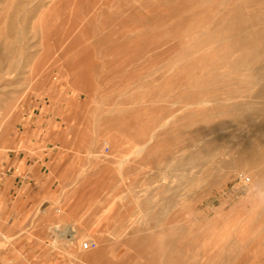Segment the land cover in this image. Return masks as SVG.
Listing matches in <instances>:
<instances>
[{"label": "rangeland", "instance_id": "1", "mask_svg": "<svg viewBox=\"0 0 264 264\" xmlns=\"http://www.w3.org/2000/svg\"><path fill=\"white\" fill-rule=\"evenodd\" d=\"M65 1L0 0V176L28 129L44 153L21 167L42 188L0 210V264H264V0ZM55 3L72 28L45 50Z\"/></svg>", "mask_w": 264, "mask_h": 264}, {"label": "bare ground", "instance_id": "2", "mask_svg": "<svg viewBox=\"0 0 264 264\" xmlns=\"http://www.w3.org/2000/svg\"><path fill=\"white\" fill-rule=\"evenodd\" d=\"M59 1H61V0H59ZM65 1V0H64ZM74 1V4H70V2L68 3L67 1H65L64 3H62V4H64L63 6L61 5L60 6V8H64L65 9V12H66V9H67V7H69V10H68V13H70L71 15H75V17H77L78 19H80V18H83V17H87V11H83L81 8H83L82 6H83V4H81V3H83L82 2V0H73ZM98 1V0H97ZM159 1V0H158ZM53 2H54V0H53ZM85 2H87V1H85ZM59 3V2H58ZM72 3V2H71ZM96 3V2H95ZM81 4V5H80ZM56 3L55 4H53V5H51V8L46 12V16L44 17V18H42L41 19V22L42 23H44L45 25L43 26V42H44V48H45V50H47V49H49L50 47L48 46V45H50L51 46V40H52V38L54 37H52V35H55L54 33H57V32H60V33H63V34H67V32H69L70 30H71V28H72V26L69 28V27H65L64 26V21H61V26H59V23L58 22H55L54 23V20L56 19L55 18V16L57 17V15H60V12H59V10L60 9H57L56 8ZM69 5H71V7L69 6ZM59 6V5H58ZM63 8L61 9V10H63ZM95 8V7H94ZM84 10H85V8H84ZM98 11V10H97ZM64 12V10H63V13H65ZM96 12V11H95ZM102 12V11H101ZM102 14V13H101ZM65 15H67L66 13H65ZM103 15V14H102ZM113 15V14H112ZM92 16H93V18H95L94 16H95V14H92ZM91 16V17H92ZM121 16V15H120ZM148 16V15H147ZM80 17V18H79ZM55 18V19H54ZM69 18H71L70 17V15H69ZM60 20V19H59ZM65 20V19H64ZM67 20V19H66ZM82 20V19H81ZM91 21H93L92 20V18L90 19ZM70 21V20H69ZM79 21V20H78ZM87 21H89V20H87ZM63 22V23H62ZM80 22V21H79ZM86 22V21H85ZM84 22V23H85ZM70 23V22H69ZM67 24V23H66ZM88 24H90V23H88ZM85 26H86V24H84ZM102 26V25H101ZM103 27V26H102ZM101 27V28H102ZM91 28V27H90ZM73 30V29H72ZM89 30H91V29H89ZM196 30V29H195ZM81 31H85L84 29L82 30V27L79 29V32H81ZM88 31V30H87ZM98 31V30H97ZM145 31V30H144ZM144 31H143V33H144ZM79 32H78V30L76 31V36H78L79 35ZM99 32V31H98ZM140 32V31H139ZM90 33V32H89ZM86 34V33H85ZM84 34V35H85ZM91 34V33H90ZM99 34V33H98ZM137 34V33H136ZM61 35V34H60ZM59 35V36H60ZM86 35H88V33L86 34ZM85 35V36H86ZM91 35H93V34H91ZM95 35V34H94ZM139 35H141L142 36V33L140 34L139 33ZM72 36H74V35H72ZM97 36V35H96ZM151 36V35H150ZM64 37V36H63ZM63 37H62V39H63ZM68 37V36H67ZM87 37V36H86ZM98 37V36H97ZM136 37V36H135ZM139 37V36H138ZM96 38V37H95ZM76 39V38H75ZM91 39H92V37H91ZM112 39V38H111ZM136 39H138L137 37H136ZM139 39H142L141 37L139 38ZM102 40H103V38H102ZM144 40V39H143ZM155 40V39H154ZM99 41V40H98ZM147 41H149V42H151L150 40H147ZM101 41H99V43H100ZM153 42V41H152ZM92 43V42H91ZM107 43V42H106ZM73 44V43H72ZM84 44V43H83ZM97 44H98V42L96 43V49L98 50L99 48H97L98 46H97ZM111 44V43H110ZM144 44H146V42L144 43ZM149 44V43H148ZM148 44H147V46H148ZM156 44V43H155ZM100 45H101V43H100ZM99 45V46H100ZM104 45V44H103ZM121 45V44H120ZM127 45V44H126ZM152 45H154L153 43H152ZM159 45V44H158ZM85 46H87V45H85ZM106 46V45H105ZM110 46V45H109ZM141 46V45H140ZM70 47V48H69ZM151 47V46H150ZM121 48V47H120ZM141 48V47H140ZM69 49H72V45H68L67 43L65 44V46H64V49L63 50H69ZM73 49L75 50V49H77L75 52H77V55H74L75 57H74V63L75 64H73V66H78V67H75V70H74V72H76L77 70H79L80 68H81V66H79V64H83V65H86L87 64V66L89 65V66H92L91 68L90 67H88L89 69H82V70H80V74H77L75 77H76V79L77 80H79L80 78H85V77H88L89 78V73H93V72H91V71H89L88 72V70H90V69H92L93 70V68L94 67H96L97 65H99L97 62H96V60L94 59V58H92L91 56H92V54L91 53H93V50L91 51H87V50H89L87 47H86V49L87 50H84L83 49V45H81L80 43H76V44H73ZM111 49V48H110ZM135 49V48H134ZM105 50V49H104ZM117 50H119V49H117ZM135 50H137V48L135 49ZM50 51V50H49ZM109 51V50H108ZM113 51H114V49H113ZM131 51H132V49H131ZM52 52V51H51ZM51 52H49V53H51ZM74 52V53H75ZM87 52L89 53V55H91V56H89L88 54H87ZM91 52V53H90ZM111 52V51H110ZM133 52H136V51H132V53ZM68 53V52H67ZM103 52L101 51L100 52V54H102ZM121 54H123L122 52H120ZM137 53V52H136ZM63 54H65V53H63ZM69 54V53H68ZM68 54H66V56H68L69 57V55ZM113 54V53H112ZM117 54V53H116ZM134 54V53H133ZM45 55V54H44ZM88 55V56H87ZM117 55H119V54H117ZM126 55V54H125ZM131 55V54H130ZM138 55V54H137ZM65 56V55H64ZM49 57V56H48ZM99 57V56H98ZM122 58V57H121ZM131 58V57H130ZM139 58V57H138ZM5 59H7V57H5V56H3V57H0V66H2L3 65V63H4V60ZM50 59V58H49ZM53 59V58H52ZM99 59V58H98ZM120 59V58H119ZM127 59H129V57H127ZM126 59V60H127ZM136 59V57L133 59V60H135ZM139 59H141V58H139ZM101 60V59H100ZM122 60V59H121ZM99 61V60H98ZM129 61H130V59H129ZM128 60L126 61V62H129ZM62 62V61H61ZM119 62V61H118ZM131 62V61H130ZM143 62V61H142ZM72 63V62H71ZM102 64V63H101ZM72 66V67H73ZM104 66V65H103ZM72 69V68H71ZM40 70V69H39ZM125 70V69H124ZM11 71V70H10ZM101 71V70H100ZM31 73V72H30ZM8 74H9V72H8ZM43 74V73H42ZM122 74V73H121ZM129 74V73H128ZM142 74V73H141ZM32 75H33V73H32ZM35 75V74H34ZM93 75H94V73H93ZM127 75V74H126ZM4 76V75H3ZM121 76V75H120ZM123 76V75H122ZM133 76V75H132ZM45 77V76H44ZM98 77H100V75L98 76ZM127 77V76H126ZM139 77V76H138ZM4 78V77H3ZM87 78V80H89ZM91 78V77H90ZM1 79V78H0ZM75 79V80H76ZM99 79V78H98ZM33 80V79H32ZM31 80V81H32ZM72 81H74V80H72ZM91 81V80H90ZM96 81V79L94 80V81H92L91 82V84L93 83V82H95ZM131 81V80H130ZM98 82V81H97ZM115 82V81H114ZM122 82V81H121ZM81 83V82H80ZM99 83V82H98ZM116 83H118V82H116ZM126 83V82H125ZM129 83V82H128ZM127 83V84H128ZM131 83V82H130ZM111 84H112V82H111ZM122 84V83H121ZM126 84V85H127ZM81 85V84H80ZM87 85H89V84H87ZM125 85V84H124ZM90 86V85H89ZM94 86V85H93ZM106 86V85H105ZM85 89H86V87H85ZM84 89V90H85ZM88 89V88H87ZM82 91H83V88H82ZM84 92V91H83ZM93 97V96H92ZM91 100V99H90ZM149 101V100H148ZM151 101H152V99H151ZM150 101V102H151ZM153 102V101H152ZM123 103H125V102H123ZM106 107H107V105H105ZM111 106V105H110ZM119 107H120V104L118 105ZM123 106V105H122ZM108 107H109V105H108ZM81 108V107H80ZM115 108V107H114ZM162 108V107H161ZM193 108V107H192ZM195 108V107H194ZM197 108V107H196ZM123 109V108H122ZM129 109V108H128ZM158 109V108H157ZM156 109V110H157ZM81 110V109H80ZM125 110V109H124ZM136 110V109H135ZM155 110V111H156ZM87 111V110H86ZM116 111V110H115ZM127 111V110H126ZM129 111V110H128ZM149 111V110H148ZM154 111V112H155ZM161 111V110H160ZM125 112V111H124ZM132 112V111H131ZM130 112V113H131ZM123 113V112H122ZM143 113V112H142ZM120 114V113H119ZM145 114V113H144ZM152 114V113H151ZM129 115V114H128ZM138 115H140V114H138ZM146 115V114H145ZM114 116V115H113ZM125 116V115H124ZM117 118V117H116ZM143 118V117H142ZM123 119L124 118H122L121 120L123 121ZM144 119V118H143ZM139 120V119H138ZM140 120H142V119H140ZM101 121V120H100ZM136 121V120H135ZM153 121V120H152ZM147 122H148V120H147ZM81 123H82V121H81ZM80 123V124H81ZM112 123V122H111ZM124 123L127 125V123H126V121L124 120ZM130 123H131V121H130ZM129 123V124H130ZM133 123H135V122H133ZM128 124V125H129ZM132 124V123H131ZM148 124H150V123H148ZM105 125H106V123H105ZM116 125V124H115ZM114 125V126H115ZM139 125V124H138ZM101 126H103L102 124H101ZM107 126V125H106ZM109 126H110V124H109ZM117 126V125H116ZM122 126V125H121ZM130 126H132V125H130ZM135 127V126H134ZM103 128H104V126H103ZM102 128V129H103ZM107 128H109V131H110V127H107ZM113 128V127H112ZM119 128V127H118ZM127 128V127H126ZM137 128V127H136ZM140 128V127H139ZM101 129V128H100ZM142 129H143V127H142ZM147 129H148V127H147ZM99 130V129H98ZM108 130V129H107ZM107 130H106V133H107ZM113 130H115V128H113ZM141 130V129H140ZM102 131V130H101ZM123 131H124V129H123ZM139 131V130H138ZM147 131V130H146ZM145 130L143 131V132H146ZM151 131V130H150ZM149 131V132H150ZM115 132V131H114ZM128 132H130L129 130H128ZM5 133V132H4ZM80 133V132H79ZM110 133V132H109ZM141 133V132H140ZM144 135V134H143ZM108 136H110V134L108 135ZM135 136V135H134ZM146 136V135H145ZM113 136H110L109 138H112ZM108 138V139H109ZM77 139V138H76ZM113 140V139H112ZM114 141V140H113ZM112 141V142H113ZM114 142H116V141H114ZM127 142V141H126ZM130 142V141H129ZM107 145V144H106ZM109 155V154H108ZM110 155H112V154H110ZM117 158V157H116ZM183 210V209H182ZM254 214V213H253ZM184 222V221H183ZM250 222V221H249ZM170 223V222H169ZM176 223V222H175ZM243 223V222H242ZM185 225V227H187V225L186 224H184ZM243 225H245L244 223H243ZM247 226V225H246ZM57 227V229H58V226H56ZM197 227V226H196ZM238 228V227H237ZM243 229H245L244 227H242ZM242 229V230H243ZM255 229V228H254ZM241 230V233H240V235H239V240H246L247 239V233L249 234V235H251V229H246V230H244V234L242 233L243 231ZM232 231V230H231ZM160 232H164V230H162V231H160ZM204 232H206V231H204V229L203 230H200L199 232L197 231V237H200L201 236V239H204L203 241H205V233ZM229 232H230V230H229ZM228 232V233H229ZM238 232H240V231H237V233ZM206 233H210V232H208V230H207V232ZM161 235V234H160ZM214 235V234H213ZM225 235V234H224ZM223 235V236H224ZM206 236H207V234H206ZM221 236V235H220ZM235 236V235H234ZM237 236V235H236ZM258 236H260V235H258ZM204 237V238H203ZM212 237V236H211ZM226 237V236H225ZM260 238V237H259ZM198 239V238H197ZM200 238H199V240H201ZM222 239H224V237L222 238V236H221V241H222ZM226 239L228 240L229 238H227L226 237ZM257 239V238H256ZM239 240H238V242H239ZM258 240V239H257ZM219 241H220V238H219ZM254 241H256V240H254ZM207 242V241H206ZM206 242H204V243H206ZM223 242L226 244V241H224L223 240ZM228 242V241H227ZM253 242V241H252ZM200 243V242H199ZM218 243V242H217ZM223 243V244H224ZM241 243H242V241H241ZM253 244V243H252ZM255 244V243H254ZM219 245L220 246H218L217 245V248L219 247V249H220V247L222 246L221 244H220V242H219ZM152 246V245H151ZM158 246V245H157ZM254 246V245H253ZM253 246H251V247H253ZM223 247H224V245H223ZM250 247V248H251ZM216 248V249H217ZM224 249V250H223ZM223 249H221V251H225V249H226V247H224ZM252 249V248H251ZM250 249V250H251ZM254 249V248H253ZM218 250V249H217ZM216 250V251H217ZM255 250V249H254ZM219 251V250H218ZM220 251V252H221ZM226 252V251H225ZM219 252H217V254H218ZM230 253H232L231 251H230ZM229 253V254H230ZM251 253H253V252H251ZM256 253V252H255ZM242 254V253H241ZM240 254V256H242ZM215 255V254H214ZM233 255V254H232ZM256 255V254H255ZM247 257V259H246V257ZM165 257H166V255H165ZM214 257V256H213ZM216 258H219V256H217ZM221 258V257H220ZM257 258V257H256ZM212 260V259H211ZM216 260H218V259H216ZM240 261H238V262H240V263H246V264H254L255 263V261H254V259H252V257H251V254H249L248 253V255H244V257L243 258H241V259H239ZM214 261H215V259H214ZM237 262V263H238Z\"/></svg>", "mask_w": 264, "mask_h": 264}, {"label": "crops", "instance_id": "3", "mask_svg": "<svg viewBox=\"0 0 264 264\" xmlns=\"http://www.w3.org/2000/svg\"><path fill=\"white\" fill-rule=\"evenodd\" d=\"M29 133L35 135L32 129H28L21 138L23 156L20 154L10 156V162L4 166L5 173L0 176V210L1 213L9 215L10 218L17 215L19 209L26 206L28 195L34 191V186L31 187L30 185L38 184L39 189L42 188L41 185H44L42 177L24 175L21 169L26 154L28 157L35 159L37 164H40V159L31 152L37 150L44 154L42 153L41 142L35 139L32 140L30 137L33 135L29 136Z\"/></svg>", "mask_w": 264, "mask_h": 264}, {"label": "built area", "instance_id": "4", "mask_svg": "<svg viewBox=\"0 0 264 264\" xmlns=\"http://www.w3.org/2000/svg\"><path fill=\"white\" fill-rule=\"evenodd\" d=\"M237 180L239 182H242L244 184L248 183L250 181L249 177L248 176H244L242 174H239L238 175V178ZM97 247V243L94 241V240H85L81 243V249L84 250V251H88V250H92V249H95Z\"/></svg>", "mask_w": 264, "mask_h": 264}]
</instances>
